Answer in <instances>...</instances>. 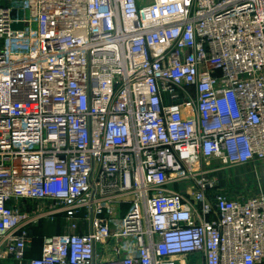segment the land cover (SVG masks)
<instances>
[{
    "label": "built area",
    "instance_id": "built-area-1",
    "mask_svg": "<svg viewBox=\"0 0 264 264\" xmlns=\"http://www.w3.org/2000/svg\"><path fill=\"white\" fill-rule=\"evenodd\" d=\"M241 166L264 184V0H0V264H264Z\"/></svg>",
    "mask_w": 264,
    "mask_h": 264
},
{
    "label": "crops",
    "instance_id": "crops-1",
    "mask_svg": "<svg viewBox=\"0 0 264 264\" xmlns=\"http://www.w3.org/2000/svg\"><path fill=\"white\" fill-rule=\"evenodd\" d=\"M251 170H252L251 166H241V167L226 169L223 173L222 172L219 173L218 184L220 187H222L225 190L234 189L232 187L233 185H235L236 186L235 188L237 189L234 190L240 191L242 189L243 192H248L251 194L259 192L260 188L264 191V184L262 183L261 180H259L258 175L252 174ZM230 192L232 193L234 191L231 190ZM42 225H44V232H43L44 235L47 233L48 229L50 231H55L54 233L56 234H58L61 231L59 221L56 223H49V222L42 223ZM38 253H40V249Z\"/></svg>",
    "mask_w": 264,
    "mask_h": 264
},
{
    "label": "trees",
    "instance_id": "trees-1",
    "mask_svg": "<svg viewBox=\"0 0 264 264\" xmlns=\"http://www.w3.org/2000/svg\"><path fill=\"white\" fill-rule=\"evenodd\" d=\"M44 225L42 223L40 226L32 231V234L34 235V243L30 251L26 253V258H36L39 256V249L42 244V237L44 235Z\"/></svg>",
    "mask_w": 264,
    "mask_h": 264
},
{
    "label": "rangeland",
    "instance_id": "rangeland-1",
    "mask_svg": "<svg viewBox=\"0 0 264 264\" xmlns=\"http://www.w3.org/2000/svg\"><path fill=\"white\" fill-rule=\"evenodd\" d=\"M235 187H236V186L233 185L232 188L237 189V188H235ZM240 187H241V185H240ZM234 189H231V190L234 191L233 193H236L237 190H234ZM237 192H238V193H239V192H242V189H241L240 191H237ZM54 232H55V231H50V230L48 229L46 235H50V234H52V233H54Z\"/></svg>",
    "mask_w": 264,
    "mask_h": 264
}]
</instances>
